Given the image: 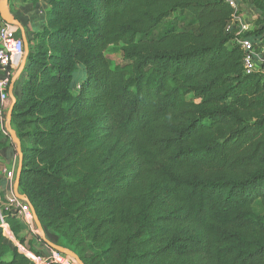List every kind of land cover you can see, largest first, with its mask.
I'll list each match as a JSON object with an SVG mask.
<instances>
[{
  "label": "trees",
  "instance_id": "16d2710c",
  "mask_svg": "<svg viewBox=\"0 0 264 264\" xmlns=\"http://www.w3.org/2000/svg\"><path fill=\"white\" fill-rule=\"evenodd\" d=\"M46 4L10 121L18 192L41 226L84 264H264V73L243 71L233 10L223 0ZM250 6L255 30L243 36L258 44L264 0ZM115 45L122 64L106 54ZM4 218L0 264H34L5 241L23 245L24 226Z\"/></svg>",
  "mask_w": 264,
  "mask_h": 264
},
{
  "label": "built area",
  "instance_id": "2783aa9c",
  "mask_svg": "<svg viewBox=\"0 0 264 264\" xmlns=\"http://www.w3.org/2000/svg\"><path fill=\"white\" fill-rule=\"evenodd\" d=\"M232 10L231 21L228 30L235 34V42L243 53L242 66L246 75L253 73H264V48L258 47L243 35L248 32L249 25L240 14L238 0H223ZM24 52V43L18 36L15 29L5 23H0V117L8 107V87L13 75V60L19 61ZM16 62V63H17ZM4 136H8L5 130H2ZM2 174L10 184L14 179V172L2 169ZM12 214L20 222L31 218L29 206L14 195H8L2 198L0 196V226L6 227L4 213ZM6 237L7 234L5 233ZM47 260L34 264H67L65 257L52 252ZM37 261V260H36Z\"/></svg>",
  "mask_w": 264,
  "mask_h": 264
},
{
  "label": "crops",
  "instance_id": "0c3cea01",
  "mask_svg": "<svg viewBox=\"0 0 264 264\" xmlns=\"http://www.w3.org/2000/svg\"><path fill=\"white\" fill-rule=\"evenodd\" d=\"M238 1H239V7H240V14L243 16V18L245 19V16H247L245 13L247 11L252 14V19L255 20L256 15L252 7L250 6V0H238ZM1 4H2V0H0V5ZM6 7H7V10L10 16L18 24V26H11V27L16 30L18 36L22 39L24 43V53H25V49L28 48L29 40L32 38V35L34 33L41 32L46 27L47 17H48L50 8L46 4V0H8ZM258 47L264 48V42H260V43L258 42ZM16 62L17 61H15L14 59L13 60V72L16 69L15 67ZM19 66H20V63H19ZM16 72L14 73V75H12V78H11V81L8 87V98L10 101H11V98H10L11 93L14 95L16 99L20 96L21 80L24 76V72H22L21 75H19L14 80V76ZM2 130H5L7 132L6 120L5 122H3L2 118L0 117V133L1 134H2ZM7 142H8L7 137H3L0 140V143L2 144H7ZM16 161L13 162L12 160L9 146L0 147V196L2 198L9 195V189L11 185L10 182H8L6 178L4 177V175L2 174V169H7L8 171L14 172V165L16 164V168H17L19 164V160L17 159ZM21 234L22 233H20L18 236H20ZM5 241L14 246H17L24 255L28 256L31 259L33 263H35L36 260L39 261L44 258V256L36 258L28 252L30 250L37 251V252L39 251L38 249L36 250V247L33 243L30 244L31 247L29 248V246H27V243L25 242L23 243V245H20L19 240L14 237H6ZM25 248H27V250ZM47 255L48 254H46V256ZM4 259L5 261H9L10 256L8 255Z\"/></svg>",
  "mask_w": 264,
  "mask_h": 264
},
{
  "label": "rangeland",
  "instance_id": "374dc122",
  "mask_svg": "<svg viewBox=\"0 0 264 264\" xmlns=\"http://www.w3.org/2000/svg\"><path fill=\"white\" fill-rule=\"evenodd\" d=\"M247 16H245V22L249 25V30L248 31H252V30H255V22L254 20L252 19V14L249 13V12H245ZM253 13V11H252ZM121 46L120 45H115V46H110L107 50H106V54L107 56L116 64H122V57H121V50H120ZM24 55V52L22 54V56ZM22 56L20 57L19 61L16 63L15 67V71L13 72V75L14 73L16 72V70L18 69V66H19V63L21 61V58ZM18 71V70H17ZM191 97L188 96L187 97V100H190ZM11 106V101L9 100L8 102V107L7 109L4 111L3 115H2V121L5 122L6 120V116H7V113H8V110ZM13 130V129H12ZM17 136V135H16ZM8 138H9V135H8ZM10 140V139H9ZM10 143L12 144V146H10V152H11V157H12V160L13 162L16 161L18 159V155L16 153V147L15 145L11 142L10 140ZM17 162V161H16ZM16 164L14 165V179L12 182V184L10 185V189H9V195H14V181H15V177H16ZM31 213V212H30ZM22 225L24 226V231L22 232V234L20 235L19 238H21L25 243H27V246H29V248L31 247L30 244L33 243L36 247V250L38 249L39 251H33V250H30L28 251L30 254H32L34 257H35V253L37 252L39 254V256H44V258L42 260H39V261H36V263H40L42 262L43 260H47L50 256H52V252H55V251H52L51 249H49L41 240H40V233L32 219V215H31V218H28L27 221H24V222H21ZM43 228V227H42ZM43 231L45 233V238L52 242L53 244H57V245H60V241H59V238L58 236L50 229H45L43 228ZM61 246V245H60ZM27 250V248H25ZM42 254V255H41ZM46 254H48L46 256ZM88 252H85L84 255L87 257L88 256ZM64 256V255H63ZM32 257V256H31ZM66 261H67V264H76L72 259L64 256ZM38 258V257H36Z\"/></svg>",
  "mask_w": 264,
  "mask_h": 264
},
{
  "label": "water",
  "instance_id": "95a60500",
  "mask_svg": "<svg viewBox=\"0 0 264 264\" xmlns=\"http://www.w3.org/2000/svg\"><path fill=\"white\" fill-rule=\"evenodd\" d=\"M7 3L8 0H2V4L0 5V19L2 20L3 23L8 24L10 26H18L17 22L10 16L8 10H7ZM27 53H28V48L25 49V53L21 58L20 61V66L18 68V71L16 72L15 76H14V80L21 75V73L24 71L25 69V64H26V57H27ZM11 98V106L8 110L7 113V118H6V129H7V133L10 137L11 142L15 145L16 147V153L18 155V160H19V164L16 170V177H15V181H14V194L15 197L18 198L19 200L25 202L30 209L31 215H32V219L40 233V240L52 251L58 252L70 259H72L76 264H84L80 258L78 257V255L76 253H74L73 251L64 248L60 245L57 244H53L52 242L48 241L45 238V233L43 231V228L35 214L34 208L33 206L30 204L29 200L24 196L21 195L18 192V186H19V180H20V175H21V169H22V152H21V145H20V140L18 139V137L16 136L14 130H12L11 126H10V121H11V115H12V110L13 107L16 103V98L14 97V95L11 93L10 95Z\"/></svg>",
  "mask_w": 264,
  "mask_h": 264
}]
</instances>
